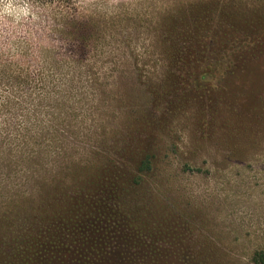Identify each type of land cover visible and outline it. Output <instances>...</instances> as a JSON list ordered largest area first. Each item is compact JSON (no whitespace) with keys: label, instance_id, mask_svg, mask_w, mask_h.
Listing matches in <instances>:
<instances>
[{"label":"rangeland","instance_id":"374dc122","mask_svg":"<svg viewBox=\"0 0 264 264\" xmlns=\"http://www.w3.org/2000/svg\"><path fill=\"white\" fill-rule=\"evenodd\" d=\"M42 192L89 229L31 258L2 198L0 264H257L264 0H0V196Z\"/></svg>","mask_w":264,"mask_h":264},{"label":"trees","instance_id":"16d2710c","mask_svg":"<svg viewBox=\"0 0 264 264\" xmlns=\"http://www.w3.org/2000/svg\"><path fill=\"white\" fill-rule=\"evenodd\" d=\"M189 67L192 68V66L189 65ZM208 74H211V72H207ZM192 78L194 77V79H199L200 81H205L207 80V75L205 77V74L202 76H198L196 74H191ZM23 159V158H22ZM23 163L25 161H22ZM30 166H32V164H28ZM149 161L144 160L142 162V169H148L147 167H149ZM4 171V169H3ZM10 175L9 176H17V172H13V168H11V170L9 171ZM57 197V196H56ZM54 197V198H56ZM4 198L5 201L7 200L8 206L13 207V211L9 212L11 213H16L18 216L23 213L24 214V219L20 218L21 220H24L27 224H31L34 223L35 225L38 223V220H41V224L42 222L45 223V226L42 228V230H40L39 233H41V235H34L31 236L29 238V240H27L26 242H24L23 246H28V251L29 253H34L36 251H38L37 255H31V258L34 256H38L41 252V250L43 249V246H50V245H59V246H70V239H76L79 235V233L81 231L87 230L89 229L90 226H86V224L84 223H80V222H75L74 220H77L78 218L74 217V220L71 218H66L65 213L63 212V209L60 211V209L58 210H53L54 211V215L50 216V210H48L50 208L49 206V201L54 199L53 197L50 196V194H45V193H41L38 198L31 196V197H24V196H20V194H14L11 197H3L0 196V199ZM77 188L75 187L74 190L71 192V197L67 200L70 203H73V205H75V208L72 210L75 213H77V209L80 207V204L77 205L78 202L77 201ZM15 209V210H14ZM7 212H4L1 214L0 217H5L7 216ZM105 218L97 219V218H89V224H91V228L92 231L99 233L100 231V227L104 226V227H108L106 222L103 221V219H106L107 221H112L114 219L113 215L109 216V211H104L103 212ZM77 216V215H76ZM11 218L6 217L5 219H3L0 222V230L4 228H7L10 226V223L12 224L11 220H9ZM17 220V219H16ZM70 221H73L72 223H68ZM16 222V221H15ZM25 222H23L25 224ZM26 224V225H27ZM15 225V224H14ZM22 226L21 224H18L17 229H18V233L19 234H24L26 232L27 227ZM121 229L124 228L123 224H117ZM100 226V227H98ZM126 228V227H125ZM8 229V228H7ZM110 230V229H109ZM108 229L104 231V235H106L108 233ZM51 237V241H49V238ZM55 238L58 239L55 241ZM97 240V239H96ZM32 247V249H31ZM40 248V249H35V248ZM79 252V251H78ZM23 254V253H22ZM66 256V255H65ZM85 257L83 252H79V257ZM36 259V258H35ZM33 259V261L35 260ZM86 258L83 259V261H85ZM255 262L257 264H264V250L258 251L255 254ZM30 261V260H28Z\"/></svg>","mask_w":264,"mask_h":264}]
</instances>
